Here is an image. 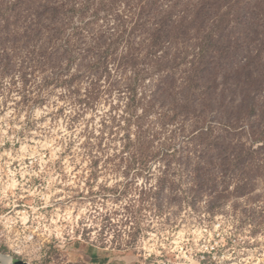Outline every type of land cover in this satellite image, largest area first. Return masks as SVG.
<instances>
[{"label": "rangeland", "instance_id": "1", "mask_svg": "<svg viewBox=\"0 0 264 264\" xmlns=\"http://www.w3.org/2000/svg\"><path fill=\"white\" fill-rule=\"evenodd\" d=\"M240 204L264 206V0H0V254L142 264Z\"/></svg>", "mask_w": 264, "mask_h": 264}, {"label": "built area", "instance_id": "2", "mask_svg": "<svg viewBox=\"0 0 264 264\" xmlns=\"http://www.w3.org/2000/svg\"><path fill=\"white\" fill-rule=\"evenodd\" d=\"M241 204L194 211L193 221L170 226L144 249L142 264H264V206Z\"/></svg>", "mask_w": 264, "mask_h": 264}, {"label": "crops", "instance_id": "3", "mask_svg": "<svg viewBox=\"0 0 264 264\" xmlns=\"http://www.w3.org/2000/svg\"><path fill=\"white\" fill-rule=\"evenodd\" d=\"M91 255L89 254H85L84 257L85 259H81L82 260H85L84 264H135L133 262V260H128V259H114V260H111V259H106L105 257H101L100 256L98 258H95V257H90Z\"/></svg>", "mask_w": 264, "mask_h": 264}, {"label": "bare ground", "instance_id": "4", "mask_svg": "<svg viewBox=\"0 0 264 264\" xmlns=\"http://www.w3.org/2000/svg\"><path fill=\"white\" fill-rule=\"evenodd\" d=\"M0 262L2 264H12L13 258L10 255L0 254Z\"/></svg>", "mask_w": 264, "mask_h": 264}, {"label": "water", "instance_id": "5", "mask_svg": "<svg viewBox=\"0 0 264 264\" xmlns=\"http://www.w3.org/2000/svg\"><path fill=\"white\" fill-rule=\"evenodd\" d=\"M12 264H31V263L26 262V261H24V260H17V261H14V260H13V263H12Z\"/></svg>", "mask_w": 264, "mask_h": 264}]
</instances>
